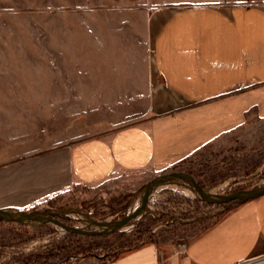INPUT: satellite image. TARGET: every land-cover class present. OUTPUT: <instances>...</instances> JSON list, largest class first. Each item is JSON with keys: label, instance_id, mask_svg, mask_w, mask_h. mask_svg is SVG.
I'll use <instances>...</instances> for the list:
<instances>
[{"label": "rangeland", "instance_id": "1", "mask_svg": "<svg viewBox=\"0 0 264 264\" xmlns=\"http://www.w3.org/2000/svg\"><path fill=\"white\" fill-rule=\"evenodd\" d=\"M190 3L0 0V179L87 137L156 128L153 16ZM246 115L169 167L75 180L30 206L3 207L0 264H91L189 241L263 189L264 112Z\"/></svg>", "mask_w": 264, "mask_h": 264}, {"label": "crops", "instance_id": "2", "mask_svg": "<svg viewBox=\"0 0 264 264\" xmlns=\"http://www.w3.org/2000/svg\"><path fill=\"white\" fill-rule=\"evenodd\" d=\"M191 1L180 9L165 4L153 16L161 83L152 104L163 115L157 127L130 123L15 165L1 174V209L30 206L75 180L97 183L169 167L245 122L248 111L264 112V0ZM262 256L264 191L187 242H149L91 264H239Z\"/></svg>", "mask_w": 264, "mask_h": 264}, {"label": "built area", "instance_id": "3", "mask_svg": "<svg viewBox=\"0 0 264 264\" xmlns=\"http://www.w3.org/2000/svg\"><path fill=\"white\" fill-rule=\"evenodd\" d=\"M257 0H246V1H242V0H220V3L222 4H227V3H232V4H255ZM259 262H264V256L262 257H257V258H253L249 261L246 262H242L239 264H255V263H259Z\"/></svg>", "mask_w": 264, "mask_h": 264}, {"label": "water", "instance_id": "4", "mask_svg": "<svg viewBox=\"0 0 264 264\" xmlns=\"http://www.w3.org/2000/svg\"><path fill=\"white\" fill-rule=\"evenodd\" d=\"M263 191H264V186H263V189H260V190H258V191H256V192H254L253 194L249 195V197H253V196L259 195V194L263 193ZM249 197H248V198H249ZM248 198H247V199H248ZM0 210H2V209H0ZM2 217L4 218L5 215H4V213H3L2 211H0V218H2ZM27 217H28V218H31V216H28V215H27Z\"/></svg>", "mask_w": 264, "mask_h": 264}]
</instances>
